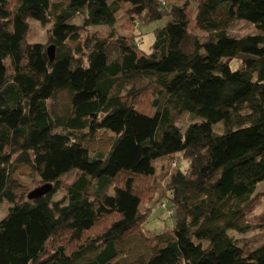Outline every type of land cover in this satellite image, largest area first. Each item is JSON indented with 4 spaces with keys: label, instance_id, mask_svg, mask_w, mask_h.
Segmentation results:
<instances>
[{
    "label": "trees",
    "instance_id": "16d2710c",
    "mask_svg": "<svg viewBox=\"0 0 264 264\" xmlns=\"http://www.w3.org/2000/svg\"><path fill=\"white\" fill-rule=\"evenodd\" d=\"M238 22L256 34L231 37ZM259 185L264 0H0V264H264Z\"/></svg>",
    "mask_w": 264,
    "mask_h": 264
},
{
    "label": "rangeland",
    "instance_id": "374dc122",
    "mask_svg": "<svg viewBox=\"0 0 264 264\" xmlns=\"http://www.w3.org/2000/svg\"><path fill=\"white\" fill-rule=\"evenodd\" d=\"M56 1H60V0H56ZM120 18L118 19V21H120L118 23V25L116 26L117 31H119L122 34L128 35L127 33H123L121 31V29L119 28V25L121 24V22H123V13L120 14ZM126 19V17H125ZM83 23V17L82 16H77L72 22L71 24H74L76 26H81ZM154 27V25L148 26L146 28H140L139 32L141 33H145L144 37H143V41L141 43V50L144 52L148 51L149 46L152 44L153 42V35L152 33H150L151 29ZM106 28H92L88 30V34L92 35L95 31L100 32V33H104L106 32ZM48 27L47 26H41L36 22H32V38H30V43H40L42 45H46L48 47V39H47V34H48ZM130 32V31H128ZM256 34V30L255 28L245 22H238L230 31H229V35L231 37L234 38H242V37H246V36H252ZM50 47V46H49ZM48 47V48H49ZM68 106V102H67V97L65 94L60 95V97L57 100L56 103V112L58 113V115H62L64 113V111H66V108ZM191 118V120H190ZM200 122V120H198L195 117H189V116H181L178 120V126L184 131L185 128L189 125V123L191 121H196ZM221 131L220 133L218 131ZM222 125H216L213 127V131L215 133H219L221 134L222 131ZM171 162H169V160L167 159H163V160H159L157 163V168H156V178L157 180L161 179H168L169 176L171 174H173L175 172V168L173 169L171 167ZM78 173L77 172H72L69 173L63 177L60 178V182L65 184V185H70L72 184L76 177H77ZM165 176V177H164ZM257 192H264V185H259L257 187ZM65 193L63 191H58L57 195H55V197L53 198V200L55 202L60 201L63 197H64ZM168 208V205H167ZM264 199L260 200V205L257 208V210L254 211V215H263L264 213ZM6 216L5 213V209L4 208H0V221ZM168 216H170V214L167 213V211L163 210L160 208V203L158 204V206L154 207V209L152 210V214L150 216L149 221L147 222V224L145 225V229L153 232V233H158L160 232L163 227L166 226H170V220L168 219ZM260 232L258 230H253L250 233H248L246 236L242 237V236H236L233 234V236L237 239H252V238H256L259 235Z\"/></svg>",
    "mask_w": 264,
    "mask_h": 264
},
{
    "label": "water",
    "instance_id": "95a60500",
    "mask_svg": "<svg viewBox=\"0 0 264 264\" xmlns=\"http://www.w3.org/2000/svg\"><path fill=\"white\" fill-rule=\"evenodd\" d=\"M47 54H48V57L50 59V61L52 62L54 60V47L53 46H50L48 49H47ZM52 190V187L50 185H44L40 188H37L33 191H31L27 198L29 200H35V199H39L45 195H47L48 193H50Z\"/></svg>",
    "mask_w": 264,
    "mask_h": 264
}]
</instances>
